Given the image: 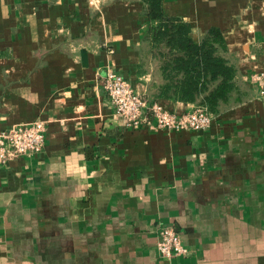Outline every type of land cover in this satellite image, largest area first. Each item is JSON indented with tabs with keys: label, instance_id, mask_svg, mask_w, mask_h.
<instances>
[{
	"label": "crops",
	"instance_id": "0c3cea01",
	"mask_svg": "<svg viewBox=\"0 0 264 264\" xmlns=\"http://www.w3.org/2000/svg\"><path fill=\"white\" fill-rule=\"evenodd\" d=\"M163 9L197 42L222 29L248 88L206 130L131 127L103 88L113 70L148 92L144 0H0V132L47 127L42 151L0 165V264H264V98L251 79L263 66L264 0ZM162 226L189 251L162 257Z\"/></svg>",
	"mask_w": 264,
	"mask_h": 264
},
{
	"label": "trees",
	"instance_id": "16d2710c",
	"mask_svg": "<svg viewBox=\"0 0 264 264\" xmlns=\"http://www.w3.org/2000/svg\"><path fill=\"white\" fill-rule=\"evenodd\" d=\"M144 12L149 22L140 43V68L152 67L144 95L150 105L170 99L195 103L218 114L248 97L222 29L209 28L197 42L191 35V23L167 15L163 0H144Z\"/></svg>",
	"mask_w": 264,
	"mask_h": 264
},
{
	"label": "built area",
	"instance_id": "2783aa9c",
	"mask_svg": "<svg viewBox=\"0 0 264 264\" xmlns=\"http://www.w3.org/2000/svg\"><path fill=\"white\" fill-rule=\"evenodd\" d=\"M251 79L257 84L260 96L264 98V57L262 68L252 73ZM103 88L116 115L131 127L150 124L169 131H203L211 126L214 119V114L201 105L184 111L171 110L159 101L150 105L128 78L113 70L105 72ZM46 128L45 122L37 120L1 131L0 165L23 155L42 151L46 145ZM157 235V248L162 257H172L189 251L173 226H162Z\"/></svg>",
	"mask_w": 264,
	"mask_h": 264
}]
</instances>
